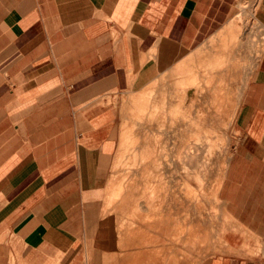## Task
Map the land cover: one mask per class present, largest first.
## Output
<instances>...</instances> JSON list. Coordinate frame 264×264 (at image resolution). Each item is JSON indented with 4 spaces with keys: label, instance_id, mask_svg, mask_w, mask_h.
<instances>
[{
    "label": "crops",
    "instance_id": "0c3cea01",
    "mask_svg": "<svg viewBox=\"0 0 264 264\" xmlns=\"http://www.w3.org/2000/svg\"><path fill=\"white\" fill-rule=\"evenodd\" d=\"M243 1L0 0V264H89L107 243L122 96L152 72V52L164 63L169 48H199ZM240 45V55L250 48ZM258 59L230 127L220 194L231 222L204 264H264Z\"/></svg>",
    "mask_w": 264,
    "mask_h": 264
},
{
    "label": "rangeland",
    "instance_id": "374dc122",
    "mask_svg": "<svg viewBox=\"0 0 264 264\" xmlns=\"http://www.w3.org/2000/svg\"><path fill=\"white\" fill-rule=\"evenodd\" d=\"M258 5V0L240 2L227 25L195 50L179 51L173 47L169 48V58L168 61L164 63L156 61V59H158L156 56L157 54L152 52L149 55V60L155 62L152 66V72L144 77L137 86H134L122 96L121 112L119 114L116 135L117 152L109 176L104 183L105 192L102 201V215L105 221L107 243L101 245L97 255L95 254L93 258L90 257L87 259L89 264H103V255L109 256L108 260L110 259L109 261L111 264H123V262H126V258L128 260L129 256L135 253L131 250V246L132 244L134 245L137 243L139 250L141 249L139 255L145 256V259L139 264H146V260L153 264H160V262L161 264H188V262L190 264H204L217 253L221 244V236L226 228L229 227L231 219H229L226 210V203L221 197V189H219L220 191H217L218 194H216L217 192L215 193L213 188H216L217 186L215 187V185H218L216 184V178H219L217 183H219V180L221 179L219 185H221L220 187L222 188L232 152L230 127L240 97L246 87L250 75L249 73L254 70L259 60V56L264 52V18L259 13ZM241 34L244 35L241 36ZM241 43H245L250 46V48L246 53L238 55L236 57L237 59L230 60L231 58H229V62L232 61L231 69H229V83H226L225 81L220 83L217 81L212 83V80H210V82L207 81L206 78L210 77L209 61L223 60V58L219 57L220 54L218 53L221 48L226 45H229L230 47L232 44L237 45ZM198 51H203L205 53L203 57L197 58L201 60H196V63H194L192 59H188V57L191 55L193 56ZM251 51L253 52L252 54L257 52L259 56L253 61L251 66H247V63L251 61ZM246 54L248 56L251 54L250 58L247 57ZM245 61L246 63H244ZM247 67L252 68L248 69L246 72ZM185 71H189V73L185 75ZM237 72L239 73L238 78L234 77ZM192 74H194V77L197 79V85L192 84L184 86V84H178V80L180 82V80H183L186 76L191 78L193 76ZM207 83H209V85ZM192 86L204 87L205 92L210 96L207 97L208 104L201 103V99H199L200 97H198V101L197 99L193 101L192 97H187L189 103L181 107L173 108L170 111L168 105L163 103L164 97L171 94L174 95L177 91L178 93L183 91L185 96L188 93H193L194 91L192 90H194V88ZM213 92L219 93V96L213 95ZM228 93L229 96H227ZM222 94H224V96ZM149 96L151 100L148 104H145V99L141 101L142 97ZM155 97H158V99L155 100ZM136 98H138L139 101L136 102ZM199 108L200 110H206V112L213 111L215 113L216 119L214 125L216 126L214 129L206 128L203 130L194 125L197 117H202L203 119L209 118V115L206 112H186L188 110H199ZM169 114H171L173 119L172 123L170 122L171 120H169ZM208 125H210L209 121ZM150 128H152L153 131H151ZM184 133L186 135H193L194 139H199L202 143L211 135L217 140L211 162H205L203 159H201L200 162L201 171L207 176L208 180V188L203 190V203H201L200 209L202 208L201 210L203 212H207V216L204 221L200 223L201 231L194 234L189 233L190 226L185 219L188 211L192 209L191 203L193 198H191L190 189L193 186L197 189L199 188L190 176L192 169L190 166L191 163L189 162H191V160L188 157L186 158L183 152L182 154H179V152L177 153L176 151H169L160 144L166 138L171 137V135L173 136L172 140H177L176 136H180ZM146 134L149 135V138L147 139L150 140L145 139ZM157 140L160 141L159 144ZM135 141L139 142L135 143ZM123 142H125V144H123ZM217 146L220 147L221 151ZM146 153H148V155H145ZM177 155H180V159ZM157 158H159V160ZM224 158L226 160H224ZM135 159H137L136 161H138V163ZM218 161H220V163ZM225 161L227 162L223 163ZM221 172H224V174ZM219 174L222 178L219 177ZM217 175L218 177H216ZM167 178L169 179L167 180ZM213 178L215 180H213ZM159 179H162L161 182ZM164 181L167 182L164 183ZM157 186H160V189H157V191L159 190L158 192L155 191L156 188H158ZM120 188L122 189L121 192L119 190ZM162 189H164V191ZM209 190L212 193L214 192L213 195H215L213 196ZM183 191L187 193L185 194ZM164 193L167 195L166 198ZM176 193H178V195H176ZM157 194L158 199L160 198L161 201L163 199L162 202L159 200L161 205L164 202V205L162 206L163 208H161L160 202L156 199ZM188 194L190 195L189 199L184 201V196H187ZM113 195L120 196L116 198ZM175 196L176 198H174ZM152 197H154V200H151ZM177 198L181 200L178 203L176 202ZM151 201L152 203H150ZM109 203L111 204L109 205ZM169 203H172L171 206L173 208L169 206ZM157 204L159 205L156 206ZM149 205V208L156 206L158 211L155 209L156 207L150 209L151 212L148 211L147 209H149ZM154 209L156 211H154ZM170 211H172V213H170ZM161 212L165 214H159ZM132 213H134L135 216H133L134 214ZM128 214L131 217H128ZM157 214L158 217H156ZM153 215L154 218L152 217ZM149 216L152 217V220H150ZM167 216L168 218H166ZM148 217L149 219L147 220ZM143 218L144 220H142ZM160 219L163 221L160 222ZM153 222L154 225H152ZM133 223H136L137 225ZM132 225L135 228V231ZM137 226H141V228L139 227L140 231L139 228H136ZM133 233H137V235L139 234L138 236L141 237V241L138 240L136 241L137 243L131 242V244L130 239H134L136 236L133 235ZM144 234L147 235L144 236ZM148 234L150 236H148ZM154 235L155 237L151 238V236ZM142 239H145L146 241H142ZM127 246L129 248H127ZM158 247L159 249L162 247V249L159 250ZM154 248H157L158 250ZM164 249H166V251H164ZM147 255H149V257ZM150 256L153 257L152 259L156 263L150 261L152 260ZM156 256L159 257L160 261ZM140 260L141 258L139 261Z\"/></svg>",
    "mask_w": 264,
    "mask_h": 264
},
{
    "label": "bare ground",
    "instance_id": "6f19581e",
    "mask_svg": "<svg viewBox=\"0 0 264 264\" xmlns=\"http://www.w3.org/2000/svg\"><path fill=\"white\" fill-rule=\"evenodd\" d=\"M242 48V46L239 44V45H236V46H231L230 48H227L226 46L225 47H223V48H221V50L218 52L219 54H220V58H223V60L221 59V61H217V60H211V61H209V66H210V71H209V74H210V77L208 78H206L207 79V81H209L210 82V80H212V83L214 82V81H217V82H222V81H225L226 83H229V69H231V62H229L230 60H233V59H237L236 57H237V55H240L241 54V50H239V49H241ZM257 51V50H256ZM255 51V52H256ZM242 52H247V51H242ZM250 52V51H249ZM253 52L251 51V54H252ZM249 54V53H248ZM250 54V55H251ZM258 53L256 52L255 54H252L251 55V58H250V55L248 56L247 54V57H249L250 59H251V61L250 62H248L246 65L247 66H251L252 64H253V61L255 60V57H256V55H257ZM229 58H231L230 60H229ZM241 58V57H240ZM244 63H246V61L244 62ZM250 64V65H249ZM245 65V64H244ZM246 67V66H245ZM252 68V67H251ZM250 67H247V70H246V72L248 71V69H251ZM184 72V71H183ZM186 72V71H185ZM187 73H189V71L188 72H186L185 73V75H187ZM190 73H192V72H190ZM244 73H245V71H244ZM181 74V73H180ZM236 75H234V77H239V73L237 72V73H235ZM193 76L190 78V77H185L183 80H180V82H179V80H178V84H184V86H188V85H192V84H196V81H197V79L194 77V74H192ZM233 77V78H234ZM205 79V80H206ZM208 85H209V83H207ZM197 85V84H196ZM207 86V85H206ZM193 88H194V90H192V91H194L193 93H188L186 96H185V94H183V91L182 92H180V93H178V91L177 92H175L174 93V95L173 94H171V95H168L167 97H164L163 98V103L164 104H167L168 105V107L170 108V111L173 109V108H176V107H181V106H183V105H185V104H187V103H189V99H187V97H192V100L194 101L195 99H197V101H198V97H200L199 99H201V103H203V104H205V103H207L208 104V100H207V97H210L209 96V94L208 93H206L205 92V90H204V87L203 86H192ZM199 88V89H198ZM228 89H229V87H228ZM213 95H215V96H219V93H215V92H213L212 93ZM223 96H224V94H222ZM227 96H229V93H228V95ZM137 100H136V102L137 101H139V99L138 98H136ZM145 99V104H148V102H150V100H151V98H150V96L149 97H142V99H141V101H143ZM158 99V97H155V100H157ZM134 100V99H133ZM203 101V102H202ZM141 104H142V102H141ZM198 104V103H197ZM197 106V105H196ZM201 108V107H200ZM200 108H199V110H188V111H186V112H190V113H197V112H206V110H200ZM154 111H157V110H154ZM206 113H208V115H209V118H205V119H203L202 117L201 118H198L197 117V120L195 121V123H194V125L196 126V127H200L201 129H203V130H205L206 128H212V129H214V127L216 126V125H214V121H215V119H216V115H215V113L213 112V111H208V112H206ZM192 119V118H191ZM169 120H171L170 122L172 123L173 122V119H172V117H171V114H169ZM181 120H185V119H181ZM208 121L210 122V125H208ZM207 125H208V127H207ZM150 130L151 131H153V129L152 128H150ZM206 134H208V133H206ZM153 135H154V132H153ZM140 138V137H139ZM147 138H149V135L148 134H146V137H145V139L146 140H150V139H147ZM173 139V136L171 135V137H168V138H166L164 141H162L161 143H160V141L159 140H157V142H158V144L160 143L161 145H163L164 146V148H167L169 151H176L177 153L179 152V154H182V152H183V154H184V156L187 158H190V160H191V162H189V163H191L190 164V166H191V169H192V172L190 173V176L193 178V180L195 181V183L197 184V187L199 186V188L197 189V188H195L193 185V187L192 188H194V189H190V195H191V198H193V201H192V203H191V207H192V209L190 210V211H188V214H187V216H186V220H187V222H188V224H189V226H190V230H189V233L190 234H194V233H197V232H200L201 231V225H200V223L201 222H203L204 221V219L206 218V216H207V212H203L201 209H200V205H201V203H203L202 201V196H203V190H205L206 188H208L207 187V176L206 175H204L203 173H202V169L200 168V166H201V164H200V162H201V159H203L205 162H211V159L213 158V151L215 150V143H217V140H215V137L213 136V135H211V136H208L207 137V139L202 143V142H200L199 141V139H194V137H193V135H186L185 133L184 134H181L180 136H176V139L177 140H172ZM137 141H135V143H136ZM139 142V141H138ZM137 142V143H138ZM134 143V144H135ZM218 143H220V142H218ZM123 144H125V142H123ZM140 144V143H139ZM147 144V143H146ZM141 145V144H140ZM149 145V144H148ZM147 146V145H146ZM220 146V145H219ZM218 147V146H217ZM221 147V146H220ZM220 147H218V149L220 150ZM149 148V147H148ZM141 149V148H140ZM166 149V150H167ZM163 150V149H162ZM221 151V150H220ZM221 153V152H220ZM145 155H148V153H146ZM222 155V154H221ZM122 156V155H121ZM167 156V155H166ZM179 156V159H180V155H177V157ZM146 157V156H145ZM220 157V156H219ZM119 158V157H118ZM136 158V157H135ZM143 158V157H142ZM167 158V157H166ZM226 158H227V156H226ZM158 160H159V158H157ZM137 159H135V161H136ZM155 160H156V158H155ZM220 160V159H219ZM224 160H226L225 158H224ZM223 160V161H224ZM174 161V160H173ZM221 161H222V159H221ZM137 163H138V161H136ZM215 162H217V161H215ZM219 163H220V161H218ZM227 161H225V162H223V163H226ZM166 163V162H165ZM186 164V163H185ZM137 165H140V164H137ZM170 165V164H169ZM172 165V164H171ZM188 166V165H187ZM138 167V166H137ZM205 167H206V164H205ZM221 167L223 168V166L221 165ZM140 168V167H139ZM188 168H189V166H188ZM208 168V167H207ZM206 168V169H207ZM225 168H226V166H225ZM166 169V168H165ZM164 169V170H165ZM190 169V168H189ZM209 169V168H208ZM224 169V168H223ZM222 169V170H223ZM158 170H160V169H158ZM178 170V169H177ZM167 171V170H166ZM174 171V170H173ZM190 171V170H189ZM188 171V172H189ZM207 171V170H206ZM205 172V171H204ZM227 172V171H226ZM160 173H161V171H160ZM218 173H220V172H218ZM222 173V172H221ZM164 174V173H163ZM173 174V173H172ZM222 174H224V172L222 173ZM221 174V175H222ZM226 174V173H225ZM136 175V174H135ZM169 175V174H168ZM159 176H160V174H159ZM158 176V177H159ZM162 176H164V175H162ZM157 177V176H156ZM161 177V176H160ZM159 177V178H160ZM176 177V176H175ZM182 177V176H181ZM216 177H218V175L216 176ZM219 177H221L222 178V176H220V174H219ZM163 178V177H162ZM169 178H171V177H169ZM169 178H167V180L169 179ZM178 178V177H177ZM158 179V178H157ZM165 179V178H164ZM163 179V180H164ZM175 179V178H174ZM179 179V178H178ZM182 179V178H181ZM218 179L219 178H216V180H217V182H218ZM160 180V182H161V180L162 179H159ZM172 180V179H171ZM177 180V179H176ZM213 180H215L214 178H213ZM221 180V179H220ZM220 180H219V183H217L216 181V184H218V185H215V187L216 188H213L214 189V192L216 193L217 191L219 192L220 190L219 189H221V185H219L221 182H220ZM167 182V181H166ZM165 181H164V183H166ZM214 182V181H213ZM180 185V184H179ZM167 186V185H166ZM213 186V185H212ZM119 187H121V186H119ZM118 187V188H119ZM158 187V186H157ZM160 187V186H159ZM156 188V190H155V188H154V190L156 191V192H158L157 191V189H160V188ZM181 187V186H180ZM176 188V187H175ZM134 189V188H133ZM187 189V188H186ZM215 189H216V191H215ZM120 190V192L122 191V189L120 188L119 189ZM163 191H164V189H162ZM175 190V189H174ZM211 190H212V188H211ZM162 191V192H163ZM169 191V190H168ZM180 191H182V190H180ZM186 191V190H185ZM199 191V192H198ZM210 191V190H209ZM119 192V191H118ZM120 192H119V194H120ZM184 192V191H183ZM211 192V191H210ZM213 192V193H214ZM218 192L216 193V194H218ZM152 193H154V192H152ZM166 193H167V191H166ZM170 193V192H169ZM185 193V192H184ZM187 193V192H186ZM185 193V194H186ZM189 193V192H188ZM213 193L211 192V194L213 195ZM159 194H160V192H159ZM183 194V193H182ZM116 195V194H115ZM164 195H165V193H164ZM176 195H178V193H176ZM189 194L186 196H184V201L186 200H188L189 199V196H190ZM215 195V194H214ZM213 195V196H214ZM114 196V195H113ZM112 196V197H113ZM120 195H118V196H114V197H119ZM159 196H161V195H159ZM166 196L167 195H165V198H166ZM218 196V195H217ZM111 197V198H112ZM155 197V196H154ZM154 197H152L151 198V200L153 199L154 200ZM158 197V194H157V196H156V199H158L157 198ZM162 197V196H161ZM115 198V199H116ZM164 198V199H165ZM172 198V197H171ZM174 198H176V196L174 197ZM217 198V197H216ZM114 199V200H115ZM167 199H168V197H167ZM178 199V198H177ZM176 199V202L178 203V202H180L181 200H177ZM181 199V198H180ZM111 200V199H110ZM112 200H113V198H112ZM161 201V199L159 198L157 201ZM175 200V199H174ZM174 200H172V201H174ZM159 201V202H160ZM162 201H163V199H162ZM161 201V202H162ZM167 201V200H166ZM110 202V201H109ZM111 202H113V201H111ZM161 202H160V205H161ZM150 203H152V201L150 202ZM155 203H157V202H155ZM172 203H174V202H172ZM171 203V204H172ZM111 203H109V205H110ZM153 204H154V202H153ZM167 204V203H166ZM171 204L169 203V206H171ZM151 205V204H150ZM150 205L148 206V208L150 207ZM159 204H157L156 206H158ZM164 205V202L162 203V205H161V208H163L162 206ZM155 206V207H156ZM119 207V206H118ZM155 207H153V208H155ZM167 207V206H166ZM172 207V206H171ZM177 207V206H176ZM121 208V207H120ZM152 207L151 208H149V209H147L148 211H150L151 212V210L150 209H153ZM159 208H160V206H159ZM158 208V209H159ZM173 208V207H172ZM180 208V207H179ZM156 210H157V207L155 208ZM154 209V211H156ZM121 210V209H120ZM160 210V209H159ZM162 210V209H161ZM165 210V209H164ZM125 211V210H124ZM153 211V212H154ZM158 211V210H157ZM175 211V210H174ZM135 213H137V212H135ZM149 213V212H148ZM168 213V212H167ZM170 213H172V211H170ZM132 214H134V213H132ZM159 214H165V213H163V212H161V213H159ZM137 215V214H136ZM146 215V214H145ZM150 215V214H149ZM128 217H131V216H129V214L127 215ZM133 216H135V214L133 215ZM132 216V217H133ZM138 216V215H137ZM143 216H144V214H143ZM146 216H148V215H146ZM151 216V215H150ZM149 216V217H150ZM160 216V215H159ZM210 216H213V215H210ZM149 217L147 218V220L149 219ZM153 218H154V215L152 216ZM152 217H150V220H152L151 218ZM156 217H158V214H157V216ZM161 217V216H160ZM172 217V216H171ZM140 218V217H139ZM162 218V217H161ZM166 218H168V216L166 217ZM208 218H209V216H208ZM146 219V218H145ZM156 219V218H155ZM142 220H144V218L142 219ZM154 220V219H153ZM158 220V219H157ZM146 221V220H145ZM161 221H163V220H161L160 219V222ZM154 222H155V220H154ZM154 222L152 223V225H154ZM166 222V221H165ZM131 223H132V221H131ZM133 224H136V223H133ZM150 224V223H149ZM155 224H157V223H155ZM162 224V223H161ZM164 224V223H163ZM203 224V223H202ZM131 225V224H130ZM129 225V226H130ZM137 225V224H136ZM151 225V224H150ZM151 225V226H152ZM132 227H133V225H132ZM140 228H141V226H139ZM138 226L136 227V228H139ZM166 227H167V225H166ZM134 228V227H133ZM132 228V229H133ZM140 228H139V231H140ZM158 229V228H157ZM162 229V228H161ZM144 230V229H143ZM142 230V231H143ZM134 231H135V228H134ZM132 232V231H131ZM150 232V231H149ZM145 233H146V231H145ZM148 233V232H147ZM166 233V232H165ZM151 234V233H150ZM133 235H136L135 236V238L133 239H130V243L132 242H136V241H141V237H139L138 235H137V233L136 234H134L133 233ZM147 235V234H146ZM145 234H144V236H146ZM148 236H150L149 234H148ZM152 237H155V235L154 236H151V238ZM144 238V237H143ZM146 241L145 239H142V241ZM152 241V240H151ZM164 241H166V240H164ZM162 242V241H161ZM131 243V244H132ZM137 243V242H136ZM144 243V242H143ZM155 243V242H154ZM163 243V242H162ZM131 244H129V245H131ZM138 244V243H137ZM137 244H132V246H131V250L133 251V252H135L134 254H132L131 256H129V258H128V260H127V258H126V262H123V264H139V263H141V261H143V259H145V256H140L139 255V253H140V251H141V249L139 250V246L137 245ZM158 244H159V241H158ZM165 247V246H164ZM127 248H129L128 246H127ZM177 248V247H176ZM154 249H157V248H154ZM158 249H159V247H158ZM157 249V250H158ZM160 249H162V247L160 248ZM159 249V250H160ZM164 251H166V249H164ZM142 253H143V251H142ZM163 253V252H162ZM158 255V254H157ZM164 255V254H163ZM163 255H161V256H163ZM123 256V255H122ZM121 256V257H122ZM148 257H149V255H147ZM147 256H146V258H147ZM159 256V255H158ZM158 256H156L157 257V259H159V257ZM108 258H109V256H106V255H103V264H111V262L108 260ZM141 258V260L139 261V259ZM150 258L152 259L153 257L152 256H150ZM156 259V260H157ZM150 260V259H149ZM150 261H153V259L152 260H150ZM159 261H160V259H159ZM162 261V260H161ZM153 262H155V261H153ZM158 262V261H157ZM163 262V261H162ZM122 263V262H121ZM156 263V262H155ZM159 263V262H158ZM146 264H153L152 262L151 263H149L148 262V260H146ZM160 264H161V262H160ZM187 264V263H186ZM188 264H190L189 262H188Z\"/></svg>",
    "mask_w": 264,
    "mask_h": 264
}]
</instances>
